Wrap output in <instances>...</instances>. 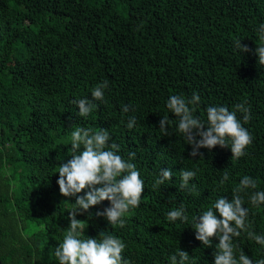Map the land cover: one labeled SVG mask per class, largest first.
Segmentation results:
<instances>
[{
    "label": "trees",
    "instance_id": "16d2710c",
    "mask_svg": "<svg viewBox=\"0 0 264 264\" xmlns=\"http://www.w3.org/2000/svg\"><path fill=\"white\" fill-rule=\"evenodd\" d=\"M261 22L264 0H0L1 264H58L54 252L70 210L63 204L74 200L60 194L55 167L70 158L65 141L72 126L109 130L122 157L136 153L132 162L145 181L141 204L123 228L94 217L86 237L118 236L129 264H168L178 248L196 264H213L214 247H202L189 224L165 216L180 204L191 217L219 197L230 200L243 176L256 180L255 191L264 190V66L233 48L240 38L254 50ZM103 80L109 82L106 102L87 119L77 116L71 101L89 96ZM193 91L201 98L194 114L201 117L209 105L231 111L247 102L251 117L243 126L253 142L245 156L232 159L216 147L193 159L172 125L161 136V117L174 119L167 98ZM130 115L137 117L132 130L122 123ZM161 169L173 177L153 190ZM182 169L197 171L188 189H180ZM225 172L229 180L221 187ZM245 206L249 226L234 243L255 261L264 249L247 233L264 235V206Z\"/></svg>",
    "mask_w": 264,
    "mask_h": 264
},
{
    "label": "clouds",
    "instance_id": "9594fccd",
    "mask_svg": "<svg viewBox=\"0 0 264 264\" xmlns=\"http://www.w3.org/2000/svg\"><path fill=\"white\" fill-rule=\"evenodd\" d=\"M257 44L254 50L242 45L243 39L236 38L233 48L236 55L245 53L257 57V63L264 66V22L254 29ZM109 82L103 80L90 90L89 96L73 99L76 115L87 119L94 111L105 103V92ZM201 103L200 95L193 91L190 96L170 95L165 107L174 119L164 115L158 122L162 137L170 135L169 125L175 133L182 137L183 142L190 146V157L202 159V149L211 151L219 147L228 149L232 159L246 155V148L252 144L253 138L243 125L251 117L247 102L238 103L233 110L218 105L206 107L204 115L194 112ZM122 113L130 112V106L124 105ZM134 111V109H132ZM240 114L238 118L237 114ZM124 126L132 130L137 124V117L130 115ZM65 143L70 145V158L55 167L58 179L56 181L60 194L74 200L65 202L70 206L66 217L68 227L62 242L55 248L54 256L58 264H129L123 256L126 244L109 231H101L96 238L85 236L87 221L102 218L110 227L123 228L127 214L141 204L145 181L141 172L132 161L135 152L128 153L125 159L120 155L121 149L116 143H111L109 130L93 129L85 126H72ZM197 175L195 169L180 171V189H188L189 182ZM173 177L170 169H161L152 182L153 190H159ZM229 180L225 172L219 180L223 186ZM193 184L189 194L195 191ZM257 182L252 177L243 176L238 186L233 190L231 199L219 197L206 210L197 215L189 216L184 204L167 212L165 220L175 224H189L196 241L204 248H213V264H264V258L253 260L234 243V239L248 228L249 208L264 206V190L255 191ZM83 193V195H81ZM247 197V200L244 197ZM107 202L102 210L91 214V210ZM87 215V220L77 219ZM248 236L264 249V235L249 231ZM213 240L216 243L213 245ZM168 264H196L191 256L178 248L168 258Z\"/></svg>",
    "mask_w": 264,
    "mask_h": 264
},
{
    "label": "water",
    "instance_id": "95a60500",
    "mask_svg": "<svg viewBox=\"0 0 264 264\" xmlns=\"http://www.w3.org/2000/svg\"><path fill=\"white\" fill-rule=\"evenodd\" d=\"M0 264H1V262H0Z\"/></svg>",
    "mask_w": 264,
    "mask_h": 264
}]
</instances>
